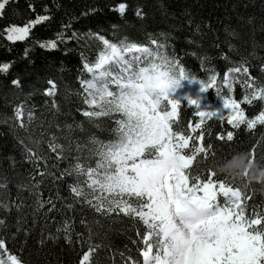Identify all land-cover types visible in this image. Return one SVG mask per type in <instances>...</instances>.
Instances as JSON below:
<instances>
[{
  "label": "trees",
  "instance_id": "1",
  "mask_svg": "<svg viewBox=\"0 0 264 264\" xmlns=\"http://www.w3.org/2000/svg\"><path fill=\"white\" fill-rule=\"evenodd\" d=\"M120 4L126 5L123 13L118 10ZM40 16L48 19L32 26L24 40L7 38L6 29L23 27ZM97 36L112 43L127 40L142 45H148L150 38L157 39L165 44L169 56L180 58L190 76L205 82L211 75L217 76L216 85L207 92L209 102L229 95L241 101L251 91L244 84L248 76L255 78L256 86L264 84V0H10L0 17V64L11 65L8 72L0 73V184L7 185L0 188V201L22 202L23 207L0 208L6 225L0 227V238L5 239L7 248L3 257L16 255L24 264H80L90 246L99 245L89 264H127L129 257L143 264L141 238L146 226L142 222L123 214L105 216L77 202L70 192L75 176L53 178L78 162L95 166V158L88 159L89 137L114 139L111 119L93 123L83 114L90 106L85 103L82 81L93 77L85 64L93 66L104 51ZM50 41L57 47L42 46ZM241 61H247L244 66L249 74L234 73L229 92L224 86L225 75ZM13 80H19V86ZM49 81L55 85L51 95ZM241 107L247 117L254 118L264 110V102L241 103ZM17 108L23 113L19 118ZM194 112V106L182 102L179 120L185 134L191 133L189 123L194 126L199 122ZM67 125H72L71 132ZM201 131L204 146L212 145L202 168H214L222 157L231 159L237 152H249L258 141L257 159L264 156V125L252 130L246 125L233 129L226 119L213 118L191 134ZM227 131H234L233 141L217 139ZM53 136L64 148V159L58 160L49 147ZM21 140L46 157L47 163L26 159ZM36 141H40L38 147ZM77 156L83 159L78 161ZM198 159H203L202 154ZM260 162L264 164V159ZM44 171L52 175H40ZM34 184L38 187L32 188ZM37 192L44 201L51 198L55 209L49 211L51 204L46 203L37 210ZM245 195L246 215L264 212V184L250 183ZM69 203L72 209L67 208ZM66 221L71 225V243L63 232Z\"/></svg>",
  "mask_w": 264,
  "mask_h": 264
},
{
  "label": "snow or ice",
  "instance_id": "2",
  "mask_svg": "<svg viewBox=\"0 0 264 264\" xmlns=\"http://www.w3.org/2000/svg\"><path fill=\"white\" fill-rule=\"evenodd\" d=\"M9 3L10 0H0V17ZM125 8V4L118 6L121 13ZM140 14L138 11L137 15ZM47 19L40 16L23 27L11 26L6 29L7 38L24 40L32 26ZM196 30L199 32V26ZM97 39L102 41L104 51L93 66L85 64L93 77L90 81H82L87 94L85 103L90 106L83 114L93 123L102 118L111 119L115 125L110 129L114 139L104 141L96 136L89 137L88 159L95 158V166L85 167L78 162L61 172L59 177L54 176V180L75 176L70 192L77 202H83L105 216L123 214L142 222L146 226V234L141 238L143 264H264V212L246 215L248 197L245 192L250 184L247 171L233 175L220 171V167L231 160L227 157L216 161L214 168H202L200 165L207 162L212 145L204 146L203 131L196 136L191 134L213 118L226 119L233 129L246 125L252 130L257 125H264V110L249 118L241 107V103L264 102V84L256 86L255 78L248 76L244 84L251 91L241 101L229 95L222 98L220 106L209 105L208 98L203 95L178 90L187 81L198 83L199 92L207 93L216 85L217 76L211 75L208 82L190 76L180 58L169 56L164 51L165 44L157 39L150 38L148 45L127 40L112 43L103 36H97ZM42 46L56 48L57 44L50 41ZM246 63L241 61V65L231 71L249 74V68L244 66ZM10 67L7 63L0 64V73L8 72ZM12 83L19 86L20 81L13 80ZM49 84L52 85L48 92L51 95L55 85L52 81ZM182 102L194 106V116L199 118L194 126L189 123V134H185L180 125ZM221 109L227 112L226 117ZM22 115L21 108H17V118ZM28 119L31 121L33 117L29 115ZM19 126L24 127L23 123ZM96 127L100 128L101 124L96 123ZM67 129L71 132L72 125H67ZM56 139L52 137L49 147L61 160L65 158L62 155L64 148L54 142ZM217 139L231 142L234 131L218 134ZM20 143L26 159L47 163L46 157L38 151L22 140ZM35 143L38 147L40 141ZM258 145L259 141L245 152L247 162L264 166L260 162L264 156L257 159ZM76 150L81 151L79 144ZM201 154L203 159H198ZM76 159L83 158L77 156ZM40 175L52 173L44 171ZM219 176L223 179H218ZM237 180L241 181L240 185L236 184ZM6 187V184H0V188ZM20 187L27 188L28 185ZM37 187L38 184L32 185V188ZM35 195L37 210L46 203L51 204L49 211L55 209L51 198L44 201L38 192ZM66 206L73 208L71 203ZM11 207L20 210L23 203L0 201V208L7 211ZM4 226L5 220L0 218V227ZM63 232L71 243V225L67 221ZM98 247L90 246L80 264H89ZM6 251L5 239L0 238V264H24L16 255L10 254L5 259L3 253ZM127 264L137 262L129 257Z\"/></svg>",
  "mask_w": 264,
  "mask_h": 264
},
{
  "label": "clouds",
  "instance_id": "3",
  "mask_svg": "<svg viewBox=\"0 0 264 264\" xmlns=\"http://www.w3.org/2000/svg\"><path fill=\"white\" fill-rule=\"evenodd\" d=\"M245 152H237L231 160L220 167V171L233 175L238 172L247 171V182L264 184V166L256 163H248Z\"/></svg>",
  "mask_w": 264,
  "mask_h": 264
},
{
  "label": "rangeland",
  "instance_id": "4",
  "mask_svg": "<svg viewBox=\"0 0 264 264\" xmlns=\"http://www.w3.org/2000/svg\"><path fill=\"white\" fill-rule=\"evenodd\" d=\"M113 74H115V73H113ZM233 75H234V72L233 71H228L226 73V75H225V83H224V86H225V88L229 92L231 91L229 89V85H231ZM199 88H200V85L198 83H191L190 84L187 81H184L178 91L181 92V93L189 92L192 95H198L199 94V95H203V96L207 97V93H200L199 92ZM221 101H222V98L221 99L218 98V99H216V100H214L212 102H209V100L207 99V104L213 105V106H220ZM221 110L224 112L225 117H226L227 116V112L225 110H223V109H221ZM4 258L6 259L7 256H4Z\"/></svg>",
  "mask_w": 264,
  "mask_h": 264
}]
</instances>
